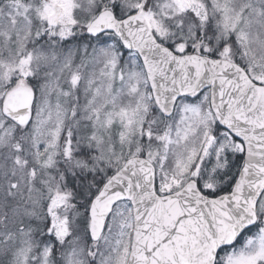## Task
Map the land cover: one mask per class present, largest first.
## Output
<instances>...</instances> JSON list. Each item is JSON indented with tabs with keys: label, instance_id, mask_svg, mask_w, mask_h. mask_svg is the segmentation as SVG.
<instances>
[{
	"label": "snow or ice",
	"instance_id": "6c2138e0",
	"mask_svg": "<svg viewBox=\"0 0 264 264\" xmlns=\"http://www.w3.org/2000/svg\"><path fill=\"white\" fill-rule=\"evenodd\" d=\"M0 264H264V0H0Z\"/></svg>",
	"mask_w": 264,
	"mask_h": 264
}]
</instances>
